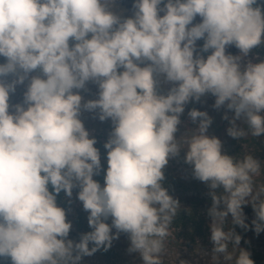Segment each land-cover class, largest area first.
<instances>
[{
	"label": "clouds",
	"instance_id": "clouds-1",
	"mask_svg": "<svg viewBox=\"0 0 264 264\" xmlns=\"http://www.w3.org/2000/svg\"><path fill=\"white\" fill-rule=\"evenodd\" d=\"M261 48L264 0H0V264H84L121 235L164 264L191 214L165 186L173 160L207 188L208 264H255L236 228L264 233V161L188 106L212 98L228 137H264ZM85 113L110 122L106 167ZM61 193L87 213L78 239Z\"/></svg>",
	"mask_w": 264,
	"mask_h": 264
},
{
	"label": "rangeland",
	"instance_id": "rangeland-1",
	"mask_svg": "<svg viewBox=\"0 0 264 264\" xmlns=\"http://www.w3.org/2000/svg\"><path fill=\"white\" fill-rule=\"evenodd\" d=\"M129 0H125V3H128ZM233 53L236 50L231 49ZM261 56H264L260 54ZM91 87V86H90ZM95 92V88L92 87V93ZM21 98V90L18 89L15 100ZM91 98V95L88 96ZM213 103L212 98L207 99V103L204 105L194 104L191 107H197L200 110H207L209 114L214 118V122L209 129L210 135L218 136L224 143L225 150L228 154L235 148L237 144L241 145V152H251L257 153L260 152L262 156H258L259 159L264 161V137L260 140H257V146L253 145L250 141V137L247 140L241 141L238 143L236 140L228 137L226 135L227 122L222 120L221 112H216L211 108ZM187 111V110H186ZM85 125L89 130H93V134L97 137L98 143H104L107 139V134L110 131V122H100L98 120L92 119L91 114H84ZM186 120L187 116L182 117ZM191 126V125H189ZM240 151V150H239ZM183 155V153H181ZM166 179L169 181L175 180L176 183H179L178 189L172 194L174 197H177L181 204L186 208H192L194 213L199 219L203 221V233L200 236H194L193 231H184L179 230L176 234V239L171 240L168 244V252L164 257V264H174L178 255L181 259L193 261V264H208L209 256L207 255V250H210L212 245L209 240L210 231H209V219L206 216V209L202 206L197 205L196 207L192 204H189L186 198H206L207 188L204 184L199 181H196L191 178L190 173L187 171V166L179 160H173L170 162L168 168L166 169ZM75 197V193H74ZM62 206L70 209L68 214V219L73 222V230L70 233V238L78 239V234L81 232L89 231L87 224V213L82 210V205L79 201L73 198L71 204H68L64 198L61 203ZM250 207V206H249ZM246 216L248 217V222L250 223L253 218L252 210L244 209ZM236 231L240 233L243 237L241 242V247L247 248L253 255L264 256V233L256 235L253 231L244 232L240 228H236ZM247 241V243H245ZM128 247V240L124 235H121L119 240L114 241L112 246V251L109 255H105L102 251L97 252L92 257L84 258V264H140L139 258L135 255H129L126 252ZM255 264H264L259 260H254Z\"/></svg>",
	"mask_w": 264,
	"mask_h": 264
},
{
	"label": "trees",
	"instance_id": "trees-1",
	"mask_svg": "<svg viewBox=\"0 0 264 264\" xmlns=\"http://www.w3.org/2000/svg\"><path fill=\"white\" fill-rule=\"evenodd\" d=\"M259 53L264 55V48L259 49ZM190 106H194V104H190ZM250 141L251 143H253V145L257 146V140H255L254 138L250 137ZM245 143V141H244ZM97 147L100 148L101 150V157H102V164L104 165V167H106V158H105V150L103 149V143L99 142L97 144ZM241 145L237 144L235 146V148L229 153L230 155H236L239 152H241ZM240 150V151H239ZM242 153V152H241ZM257 157L258 156H262L260 154V152L254 153ZM96 179L100 180L101 183H103V179H102V175L100 177H96ZM179 183H176L175 180L172 179V181H169L168 179H166L165 182V186L169 188V192L170 194H173L179 187ZM186 200L188 202H190L189 204H192L193 206H197L200 205L202 206L204 209H207V207L210 206L211 204V200L209 197L206 198H186ZM58 202L62 203L63 202V193L60 194V197H58ZM186 208V207H185ZM191 209V214L185 213V212H181L180 216L177 217L176 221L174 222V228L179 229L180 230H184V231H190L194 236L196 235H201L204 234L202 227H203V221L201 219H199L197 217V215L194 213V211L192 210V208H188ZM245 209L247 210H252L251 207H246ZM103 252V251H102ZM105 255H109L111 253H114L112 251V249H110L108 252H103ZM252 259L253 260H259L262 263H264V256L261 255H253L252 254Z\"/></svg>",
	"mask_w": 264,
	"mask_h": 264
}]
</instances>
